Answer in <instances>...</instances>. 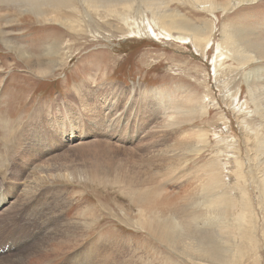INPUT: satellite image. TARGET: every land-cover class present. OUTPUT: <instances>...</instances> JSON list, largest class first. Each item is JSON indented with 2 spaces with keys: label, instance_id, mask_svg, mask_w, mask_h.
<instances>
[{
  "label": "rangeland",
  "instance_id": "obj_1",
  "mask_svg": "<svg viewBox=\"0 0 264 264\" xmlns=\"http://www.w3.org/2000/svg\"><path fill=\"white\" fill-rule=\"evenodd\" d=\"M17 7L0 4V264H85L88 259L79 255L90 245L99 251L91 255L95 264H192L128 226L139 216L134 202L142 194L151 198L139 208L153 200L167 216H191L200 224L196 231H180L175 249L182 250L183 242L205 244V234L220 230L229 236L213 238L215 249L223 250L219 264H264L260 230L256 258L251 247L239 245L235 230L223 228L232 226L233 214H223L221 196L224 184L236 194L242 188L252 217H258L244 226L264 228L256 171L264 163V144L254 142L255 136L264 142V118L254 115L248 90L251 69L264 63L236 76L239 44L228 46L233 42L225 38L236 27L264 36L263 2L217 19L192 13L193 20H206L202 25H216L205 50L203 42L195 47L157 31L128 34L120 19L86 16L82 7L77 16L59 11L74 19L73 30L58 23H15ZM249 39H242L245 47L260 52V44ZM13 47L37 58L56 47L63 64L40 77ZM205 95L208 107L200 109L195 101ZM235 96L234 108L221 100ZM243 114L249 124L242 132ZM195 134L204 138L202 147ZM225 146L233 159L222 153ZM95 162L105 173L100 180H70L77 174L73 169ZM229 162L234 166L226 168ZM148 176L153 179L144 180ZM74 224L87 226L81 242L84 232H73ZM54 244L63 250L44 259L42 248L52 250ZM235 256L243 259L236 263Z\"/></svg>",
  "mask_w": 264,
  "mask_h": 264
},
{
  "label": "bare ground",
  "instance_id": "obj_2",
  "mask_svg": "<svg viewBox=\"0 0 264 264\" xmlns=\"http://www.w3.org/2000/svg\"><path fill=\"white\" fill-rule=\"evenodd\" d=\"M261 2H263L264 4V0H0V4H14L20 7V8L17 7V9H19V15L17 19L13 20V22L15 23H22L27 21L28 24H30L29 23L30 21L31 22L35 21L38 22L39 24L58 23L64 25L68 29L73 30L72 24L74 22V19H71L72 17H65V16L63 17L59 13V11L63 9L69 10L72 11L73 14L75 13L76 14L75 16H77L81 14L79 8L82 7V10L84 11L86 16L95 15V16H99L102 20H105L108 17H115L117 19H120L128 28V34L133 33L137 36H141V35L144 36L148 34V32L153 33V31H157L163 37L174 38L176 41L180 43L181 42H185L187 44L192 43L193 45H195V47L199 46V44L203 42L204 50L207 49L209 44L211 43L216 25L213 20H210L208 21V24L210 25L204 26L202 24L207 23L205 22L206 20L199 19L200 21L198 20L195 21L193 20V17L195 15H203L202 13H204V14H208L209 16H213L214 19H217V15L229 14V16H232L235 15L234 13H236L238 10H240L243 7L255 6L257 4H260ZM189 7L194 8V10L187 9ZM192 13H195V15ZM8 22H12V21H8ZM135 23H139L140 25ZM198 23L200 24L197 26ZM222 27H224V25H222ZM246 37L247 38L249 37L250 38L249 42L253 44L259 43L261 46V51L255 53L253 49L245 47L244 43L242 42V39ZM225 38L228 40H232L233 42V43H229L228 46L234 43L239 44L236 51L239 54L238 70L235 71L236 76L238 75L239 70H243L245 68H253V66L256 64L264 63V36H260L258 34L256 35L252 31H247L242 28L236 27L234 29H227V31L225 32ZM5 45L9 48L12 47L8 45V43H6ZM14 49L18 53L17 55L20 58H22L25 62H30L32 64V70L34 74L40 77L51 74L55 69L62 66L63 64L60 60L57 59L59 50L56 47H54L52 50L48 49L49 52L45 56L40 58L26 55L20 47ZM248 85L250 87L248 88L249 100H250L249 103L252 105V108L254 107V111H253L254 115L257 116V114H259L260 117L264 118V95L259 97L255 96L257 94L264 92V67L251 69V74L248 78ZM258 86H260V88ZM206 97L207 95L203 97L201 103L197 102L198 100L195 101L196 103H199L196 105H199L200 109H205L208 107V104L206 105L204 102V98ZM221 100L227 102V104H229V106H231L232 108H234L237 104L236 96L231 99L222 98ZM243 117H244V121L242 122V128H241L242 132L249 124V121H247V117L245 114H243ZM20 137H23L22 133L20 134ZM195 140H197V144L199 146L201 147L203 146L201 144H204L203 143L204 138H201V136L195 134ZM221 141L223 142V139ZM254 142H256L258 145L264 144V142L257 140L256 136L254 137ZM226 148L227 147L225 146V148L222 150V153H225L228 160L233 159L234 156V153L232 152L233 150L227 152ZM222 153L220 157L222 156ZM228 153L230 154V156L227 155ZM224 159L225 158L222 159L220 158V160H224ZM96 166H97V162H95L93 166L83 170L73 169L74 171L77 172V174L71 176L70 180L71 181L75 179L84 180V181H87L89 179L100 180L101 175L105 173ZM231 166H234L233 162H229L226 168H231ZM175 168L177 170L180 169L179 166H176ZM256 171L260 175L259 176L260 180L258 184L259 187L261 188L264 197V163L263 162L257 163ZM81 172H83L82 175H80ZM152 179H153L152 176H148L144 180L149 181ZM123 182L127 183V180ZM232 186L233 185L228 183L224 184V188L221 190L222 194L220 193L221 196L225 198V200H223L222 202L223 214H228V213L233 214L232 226H230L229 223L222 224V226L227 232L229 231V229L235 230L236 235L239 237V245L243 244L246 248L251 247L250 249V251L252 252L251 255L253 257L258 258L260 257V254L256 253L257 241L255 240V233L258 230H260L262 238L264 240V228L263 227L257 228L254 226L253 223H248L246 226H244L247 220L252 221L254 217V220L257 221L258 217L255 214H253L252 217V212L249 207V202L247 198L249 194H246V192L242 188H240L239 189L240 192L236 194L234 191L230 190ZM237 187H239L238 183H237ZM159 192L160 191H157L156 193H154L153 196H155ZM221 196H217L214 202L219 203L221 200ZM149 198H151V196H149L148 194H142L139 197L137 203L134 202V206L138 208L139 216L137 218L132 219L131 223L128 226H133L136 229L145 231L154 240L162 241L163 244L167 246L170 250L175 251L178 256H181V258L179 259L186 258L192 264H215V263L219 264L221 262L223 257V252H222L223 250L220 247L218 249H215L214 245H217L219 243L213 238H218V239L227 238L229 234L224 233L220 230H215L213 233H208V235L205 234L202 237L205 240V244L201 242L194 243L192 241H189L188 243L183 242L182 250L175 249L178 246L180 231L189 230V229L191 231H196L200 227V224H198L195 221L196 218H193L191 216H184L181 218H177L171 215L167 216L164 209H162L159 206H156V202L153 200L150 202L147 201L144 206L139 208L137 204H142L144 200H147ZM82 204L84 203L82 202ZM243 212H245L246 215H244ZM173 214L176 215V212H174ZM262 220H264V217H262ZM245 227L246 228L250 227V228H247V231H243ZM72 231L84 232L79 236V241H80V239L83 238L84 234L87 231V226L85 225L83 229L80 226L75 227L74 224V228L72 226ZM58 244H54L52 250H46L42 248V252H43L42 254H44L43 258L45 259L49 257L48 252H52L53 254H55V252L59 253L61 249L63 250V248H61L62 247L61 243L59 245L61 247L59 246L57 247L56 245ZM73 247L74 246H72L71 244V248ZM79 248L83 249L81 246ZM237 248L238 247H236V249L233 251L235 252L243 251L242 249H237ZM76 249L78 248L76 247ZM108 250L110 252L111 249L108 248ZM96 251H98L96 250V245L95 246L90 245L85 251H83L79 255V257H82L83 259H88L86 263L89 262L90 264H95L96 263L94 261L95 258H93L91 255H94ZM73 254L70 256L73 257ZM244 254L246 257L249 256V254H247L246 252H244ZM56 255L58 256V254ZM59 256H61V254ZM89 256L91 257L89 258ZM102 257L104 256L102 255ZM70 258L71 257H69V259ZM73 258L76 259V257ZM65 259H68V257ZM105 259L108 260V258ZM234 259L237 263L238 261L243 259V257L235 256Z\"/></svg>",
  "mask_w": 264,
  "mask_h": 264
}]
</instances>
